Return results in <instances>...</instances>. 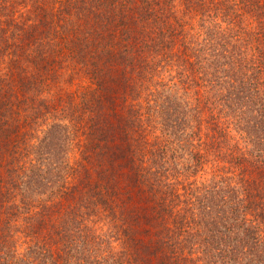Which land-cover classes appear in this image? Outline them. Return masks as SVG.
Masks as SVG:
<instances>
[{
  "label": "trees",
  "instance_id": "trees-1",
  "mask_svg": "<svg viewBox=\"0 0 264 264\" xmlns=\"http://www.w3.org/2000/svg\"><path fill=\"white\" fill-rule=\"evenodd\" d=\"M0 264H264V0H0Z\"/></svg>",
  "mask_w": 264,
  "mask_h": 264
}]
</instances>
